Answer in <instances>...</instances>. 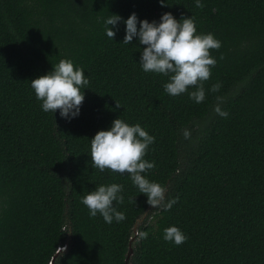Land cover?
<instances>
[{"label": "trees", "instance_id": "obj_1", "mask_svg": "<svg viewBox=\"0 0 264 264\" xmlns=\"http://www.w3.org/2000/svg\"><path fill=\"white\" fill-rule=\"evenodd\" d=\"M201 3L0 0V264H50L68 242L57 264H126L131 230L150 205L129 174L101 172L90 156L91 139L117 118L155 137L144 157L155 167L144 175L167 187L165 202L179 197L171 210L151 209L131 264H264V0ZM168 12L221 41L201 103L189 97L194 87L170 96L169 76L143 71L138 38L123 43L132 13L159 23ZM112 14L122 18L113 40L104 24ZM61 59L89 79L70 119L43 111L31 87ZM218 96L227 118L214 110ZM112 183L123 185L114 206L126 219L90 218L82 198ZM171 226L184 244L164 240Z\"/></svg>", "mask_w": 264, "mask_h": 264}, {"label": "clouds", "instance_id": "obj_2", "mask_svg": "<svg viewBox=\"0 0 264 264\" xmlns=\"http://www.w3.org/2000/svg\"><path fill=\"white\" fill-rule=\"evenodd\" d=\"M195 6L203 8L205 5L201 0H196ZM121 19L119 15L112 14L104 21L106 35L112 40ZM124 23L126 29L123 43L130 44L134 38H138L139 43L145 46L140 59L143 71L169 76L170 82L164 85V89L170 96H179L194 87L196 90L190 92L189 97L197 103L205 100L203 82L210 79L211 69L217 64L210 50H218L222 46L214 34H197L194 17H182L177 20L170 12L164 13L159 23H150L147 19L138 20L135 13ZM88 84L89 79L85 77L83 68L75 67L71 59H61L52 71L31 81L36 98L42 101L43 111L55 113L59 109L61 117L69 119L79 115L85 99L82 89L87 88ZM220 87L221 84L216 83L211 91L218 92ZM216 99L215 112L227 118L229 113L220 106L224 98L218 96ZM117 107L121 106L117 104ZM183 135L185 139H189L191 134L189 130H184ZM154 141L155 137L149 135L139 123L130 126L117 118L109 130L98 131L91 139L90 156L93 166L101 172L109 169L116 173L129 174L140 193L147 196L148 205L153 208L162 206L168 211L178 202L179 197L165 202L167 187L150 181L144 175L155 167L154 162L144 159ZM123 190V185L118 183L101 185L88 192L81 202L87 206L90 218L99 213L108 224H111L113 219L122 222L126 216L117 211L114 202H124L123 195H120ZM141 235L147 238L148 233ZM187 239L184 232L176 226L164 230V240L176 246L184 244Z\"/></svg>", "mask_w": 264, "mask_h": 264}, {"label": "water", "instance_id": "obj_3", "mask_svg": "<svg viewBox=\"0 0 264 264\" xmlns=\"http://www.w3.org/2000/svg\"><path fill=\"white\" fill-rule=\"evenodd\" d=\"M151 209H153L152 206H150V208H148L146 213L143 216L140 217V219L135 223L134 227L131 230V239H130V243H129V250H128L127 254H126V264H131V257L134 254V250H135V246H136V240H137V236H138V233H139V228L143 224V222H144L145 218L147 217V215L150 213ZM62 248L66 249V250L62 251L61 250ZM62 248H60L56 252V254L52 258V261H51L50 264H57L58 258L69 251V242Z\"/></svg>", "mask_w": 264, "mask_h": 264}]
</instances>
